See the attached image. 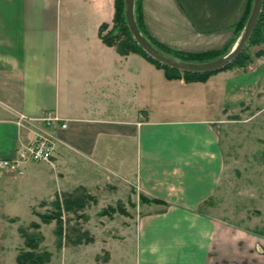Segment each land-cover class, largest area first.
<instances>
[{"label":"crops","instance_id":"0c3cea01","mask_svg":"<svg viewBox=\"0 0 264 264\" xmlns=\"http://www.w3.org/2000/svg\"><path fill=\"white\" fill-rule=\"evenodd\" d=\"M253 4L136 0V9L155 40L204 52L234 46L242 33L236 26ZM115 13L116 0H0V158L47 133L57 145L53 164L69 165L60 183L67 194H89L99 180L135 182L141 212L133 249L127 257L122 244L105 242L107 259L95 252L94 264H264V235L211 211L225 172L221 122L264 87V57L256 55L264 44L250 49L258 60L252 69L222 70L207 81L169 79L143 55L124 56L104 42L101 26L110 31ZM48 112L61 121L48 126ZM49 165L28 164L22 184L50 190L53 175L40 174ZM22 192L20 209L25 202L31 215L46 213L48 198ZM9 211L3 215L21 214ZM94 245L79 243L83 261Z\"/></svg>","mask_w":264,"mask_h":264},{"label":"rangeland","instance_id":"374dc122","mask_svg":"<svg viewBox=\"0 0 264 264\" xmlns=\"http://www.w3.org/2000/svg\"><path fill=\"white\" fill-rule=\"evenodd\" d=\"M255 61H258L257 58L250 61L248 68L256 67ZM262 83L264 86V81ZM261 85L257 90H252L249 97L231 114L223 117L221 122L225 172L211 211L229 225L249 233L257 231L256 234L259 232L264 235V87ZM67 170L69 171L68 164H51L40 173L47 179L50 178L48 175H53L54 183L48 191L42 185H36L41 188L39 190H34L29 184L23 185V175L11 171L0 173V264H18L15 251H33L37 255L48 257L49 261L45 264L51 261V264H85L90 261L94 264L97 261L94 253L99 251L100 260L103 259L101 262H104L107 255L102 248L109 241L122 244L121 251L129 257L127 252L133 249L132 243L141 212L134 181L108 183L99 180L98 185L89 190L91 192L87 199L90 200L86 202L85 209L65 212L62 218H55L51 222L31 215L28 203L24 202L23 210L16 205L22 190L27 189L36 199L39 195L36 196L35 193L48 198L49 208L42 205L44 209L41 212H51L48 210L53 209L52 202L56 200V196L63 202L61 198L70 193L64 185H60L66 180ZM74 175L77 173L74 172ZM46 184L49 186V181ZM57 187L60 191L55 196ZM31 204H34L32 209L39 208L37 202ZM109 206L118 211L107 216L101 215ZM9 209L21 213L20 216H4L3 211ZM35 222L39 226L36 229L32 227ZM24 233L34 237L37 248L26 244ZM6 240L10 242L11 249L5 248L8 245ZM92 242L95 243V249L83 261L78 245Z\"/></svg>","mask_w":264,"mask_h":264},{"label":"trees","instance_id":"16d2710c","mask_svg":"<svg viewBox=\"0 0 264 264\" xmlns=\"http://www.w3.org/2000/svg\"><path fill=\"white\" fill-rule=\"evenodd\" d=\"M251 11H252V7L245 13V15H243V17L237 24L236 26L237 35H240V33L244 30L247 20L251 14ZM136 19L144 35L157 48L179 60L189 61V62L210 61L221 57L233 47L232 44L224 50L204 51V52H185V51L175 50L155 40L146 32V30L143 27L141 17L137 13V9H136ZM108 28H109V24H103L100 29V35L105 43H107L110 46H115L121 55L126 56L131 53H139L144 57H146L149 61L154 63L158 68L163 69L166 73V76L169 79L184 77L187 81H207L209 77H211L213 74L218 73L222 70L231 69L234 67H247L249 65L250 61L252 60V54L250 53L251 47L260 46L264 44V10L248 45H246L245 50L240 54V56H238L236 60H234L231 64H229L222 70L209 72V73L197 74L190 72H182L178 69H174L160 63L159 61L152 58L148 53H146L143 50V48L134 39L129 29L126 19V13H125V0H116V13L114 18V26L110 31L104 33ZM256 55L259 57L262 56L264 57V49L259 50L256 53ZM87 198H89V194H87V192L85 191H82L81 193L78 194H67L63 198V202H61L60 198L57 197L56 200L52 202L53 211L51 210V212L40 214V217L46 222H51L55 218L56 219H58L59 217L62 218L65 212L71 213L74 211L78 212L79 210H83L85 209L86 202L90 200ZM116 211H118L117 208L115 209L112 206H109L107 209L101 212V215L103 214L104 216H106L111 213L113 214ZM119 211H122V209H120ZM32 227L36 229L39 226L35 222L32 223ZM24 237L27 245L32 246L34 248L38 247V245L35 244L33 241L34 237H32L31 235H27V233H24ZM48 261H49L48 257L45 258L42 255H37L33 251L30 252L21 251L17 256L18 264H45Z\"/></svg>","mask_w":264,"mask_h":264},{"label":"water","instance_id":"95a60500","mask_svg":"<svg viewBox=\"0 0 264 264\" xmlns=\"http://www.w3.org/2000/svg\"><path fill=\"white\" fill-rule=\"evenodd\" d=\"M264 10V0H254L251 14L246 26L242 31L237 43L227 53L221 57L205 62H189L174 58L157 48L142 32L136 19V0H125V13L129 29L137 43L152 58L171 68L182 72L190 73H209L220 71L234 60L245 50L249 43Z\"/></svg>","mask_w":264,"mask_h":264},{"label":"built area","instance_id":"2783aa9c","mask_svg":"<svg viewBox=\"0 0 264 264\" xmlns=\"http://www.w3.org/2000/svg\"><path fill=\"white\" fill-rule=\"evenodd\" d=\"M42 120L51 126L55 122L61 121V118L57 114L48 112ZM62 127L66 128L67 124H62ZM56 150V142L50 135L37 132L32 142L22 143L17 148L14 157L0 158V173L11 171L18 175H24L26 166L34 162H46L54 165L53 158Z\"/></svg>","mask_w":264,"mask_h":264}]
</instances>
